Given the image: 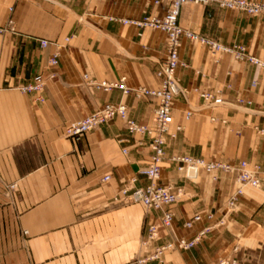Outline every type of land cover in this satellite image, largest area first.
<instances>
[{
  "label": "crops",
  "instance_id": "obj_1",
  "mask_svg": "<svg viewBox=\"0 0 264 264\" xmlns=\"http://www.w3.org/2000/svg\"><path fill=\"white\" fill-rule=\"evenodd\" d=\"M156 8L154 0H0V26L10 15L15 22L14 32H0V264H157L147 259L152 251L176 238L196 236L215 223L208 220L209 212L216 220L225 215L226 224L214 226L191 250L166 252L163 264H210L256 255L226 240L222 230L232 218L237 232L263 233V190L247 186L237 208L226 213L238 186L235 175L218 172L214 179L203 169L190 175L171 158L248 160L262 166L264 181V135L256 130L264 128L263 67L226 53L215 63L206 46L183 39L180 56L186 65L178 75L188 93L173 101L172 130L179 124L183 129L176 139L168 138L159 180L182 188V195L170 206L172 225L161 228L147 247L143 241L149 225L159 221L160 213L124 202L121 190L148 183L140 171L151 161L150 136L131 134L119 117L78 139L63 135L68 122L107 103H124L136 121L154 124L155 100L120 88L105 91L93 83L125 77L132 88L160 85L156 72L166 55V33L122 22ZM179 22L264 57V15L188 3ZM66 38L59 63L52 65L55 46L42 47L40 40ZM39 74L46 78L43 99L17 89ZM227 83L225 103L216 109L206 106L199 93ZM188 110H194L190 119ZM107 174L110 179L103 181ZM197 214L202 219L186 227Z\"/></svg>",
  "mask_w": 264,
  "mask_h": 264
},
{
  "label": "built area",
  "instance_id": "obj_2",
  "mask_svg": "<svg viewBox=\"0 0 264 264\" xmlns=\"http://www.w3.org/2000/svg\"><path fill=\"white\" fill-rule=\"evenodd\" d=\"M164 1L166 3H164ZM188 3L203 4L205 6H215L225 10H233L244 12L250 15H264V0H154L156 8L150 14L138 19L123 18L125 24H132L139 28H150L155 31H163L167 35L166 55L164 60L159 64L157 75L160 78V85L156 88L140 86L136 88L126 85V78H121L118 82L101 81L93 83L97 88H102L105 91H110L114 88H120L124 93H133L138 98L148 97L156 101L155 107V122L153 125L140 123L130 116L128 106L124 103H107L102 108L89 114L80 120L68 122L63 131L65 138L78 139L84 134L93 131L103 124H107L115 118H121L128 131L142 135L150 136V147L152 149L151 161L144 167L140 173L146 177L148 183L139 188H130L128 186L121 190L122 200L124 202H133L143 204L147 210L157 211L160 213L159 221L149 225L147 237L143 241L145 247L149 246L152 240L159 237L161 228L170 227L173 223L174 213L170 206L177 203L182 195V188L172 185H162L159 183L162 174V164L165 160V146L168 138L176 139L178 132L183 129V125H177L172 130L174 124L173 101L179 94L188 93L187 89L181 86V78L178 75V69L186 64L181 60L180 51L183 44V39H187L193 43L206 46L209 52L214 57V62H219V54H230L236 60L244 61L250 64L258 65L264 68V57L255 56L249 53L247 46L241 43L227 45L221 41L212 38L209 35L196 32L192 29L183 27L179 22V16L182 7ZM10 12L14 10L9 8ZM210 15V14H209ZM15 22L13 16L10 15L6 24L0 26V32L15 31ZM69 38L64 42H53L48 39H41L42 47L50 45L55 46V51L49 59L52 65L59 63L61 51L66 47ZM230 74V73H229ZM86 78L87 75H84ZM257 82H253L256 85ZM46 85V78L39 74L30 82L17 86V89L26 93H37L38 99H43L42 92ZM226 88H231V84L227 83L223 87L215 90H206L199 93L204 104L209 108L216 109L225 103L224 93ZM243 102V99H240ZM194 114V110L186 111V119H190ZM259 134L264 135V128L256 127ZM127 152V148H124ZM172 161L179 163V170L195 169L197 172L200 169L212 174L214 179L218 178V172H226L234 174L238 183L235 191L228 199L225 211L226 213L233 212L240 198L245 193L247 186L261 189L264 192V181L261 178L262 166L258 163H251L248 160H241L238 163L224 162L219 160H206L201 157L190 155H174ZM110 175H105L102 180L107 181ZM136 178L133 179L135 181ZM120 196L117 197V199ZM264 212V202L261 207ZM223 215L219 220H216L215 213L207 214L208 220L214 222L200 230L193 238H176L166 244L157 246L148 260H154L157 264L164 263V255L168 251L173 250H191L197 246L203 235H205L214 226L226 224ZM202 219L201 214H197L185 222L186 227H192L196 221ZM210 264H240L238 259L224 258Z\"/></svg>",
  "mask_w": 264,
  "mask_h": 264
},
{
  "label": "rangeland",
  "instance_id": "obj_3",
  "mask_svg": "<svg viewBox=\"0 0 264 264\" xmlns=\"http://www.w3.org/2000/svg\"><path fill=\"white\" fill-rule=\"evenodd\" d=\"M262 221L264 220L262 219ZM231 222L232 218H230V221L227 224L228 226L224 230H222V237H224L226 240L233 241L238 246H247L248 249H245L246 253H256V255H253V257L248 255L244 256L245 260L242 259L240 262L244 264H264V244L260 243L257 240L261 239L264 242V231L262 230L263 233L261 234H252L250 232H237L233 229ZM144 228H146V225L144 226ZM253 239H255L256 241L254 245H252ZM258 242L262 246L257 247ZM249 246H254L255 248L252 249Z\"/></svg>",
  "mask_w": 264,
  "mask_h": 264
},
{
  "label": "water",
  "instance_id": "obj_4",
  "mask_svg": "<svg viewBox=\"0 0 264 264\" xmlns=\"http://www.w3.org/2000/svg\"><path fill=\"white\" fill-rule=\"evenodd\" d=\"M195 173H196V170L195 169H190V171H189V174L190 175H195Z\"/></svg>",
  "mask_w": 264,
  "mask_h": 264
}]
</instances>
